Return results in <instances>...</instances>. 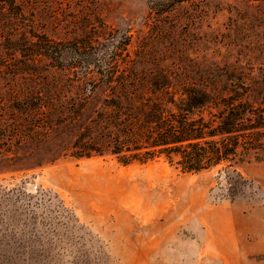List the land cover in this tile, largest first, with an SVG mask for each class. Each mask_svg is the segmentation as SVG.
I'll return each mask as SVG.
<instances>
[{
	"label": "rangeland",
	"instance_id": "rangeland-1",
	"mask_svg": "<svg viewBox=\"0 0 264 264\" xmlns=\"http://www.w3.org/2000/svg\"><path fill=\"white\" fill-rule=\"evenodd\" d=\"M19 2L22 13L0 6V95L25 70H97L113 48L129 70H236L264 91V0L165 13L150 0ZM19 26L51 38L59 58L37 60ZM238 170L247 182L223 164L186 172L107 154L37 165L3 151L0 264H264V155Z\"/></svg>",
	"mask_w": 264,
	"mask_h": 264
},
{
	"label": "trees",
	"instance_id": "trees-1",
	"mask_svg": "<svg viewBox=\"0 0 264 264\" xmlns=\"http://www.w3.org/2000/svg\"><path fill=\"white\" fill-rule=\"evenodd\" d=\"M184 1L150 0V6L165 13ZM0 6L23 10L19 0ZM17 29L37 60L59 58L51 38ZM117 51L97 70L22 72V84L0 95V153L37 165L107 154L123 164L163 157L186 172L223 164L232 182H247L238 166L264 155L257 77L236 70H129L131 60L122 62Z\"/></svg>",
	"mask_w": 264,
	"mask_h": 264
}]
</instances>
